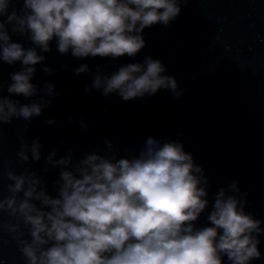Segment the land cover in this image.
Wrapping results in <instances>:
<instances>
[{
    "label": "clouds",
    "instance_id": "9594fccd",
    "mask_svg": "<svg viewBox=\"0 0 264 264\" xmlns=\"http://www.w3.org/2000/svg\"><path fill=\"white\" fill-rule=\"evenodd\" d=\"M0 0V61L21 69L10 74L8 97L0 95V125L13 118L31 121L52 100L22 104L12 95L31 98L40 89L31 81L36 65L45 61L53 40L60 54L75 58L136 56L145 46L143 32L156 24L169 25L187 0ZM11 34L30 41L25 48ZM51 75L47 66L42 69ZM89 71L84 64L79 75ZM159 60L145 57L111 75L98 69L85 91L101 90L128 101L160 89L179 98L182 91L173 76L163 75ZM46 83L43 93L55 96ZM3 84L0 83V92ZM47 123H55L53 120ZM108 153H86L74 160L71 150L56 159L53 150L46 165L60 168L53 182L56 195L34 171L2 173L10 183L0 193V222L19 246L26 264H251L261 259L258 237L262 221L244 210L239 188L232 182L220 188L207 217L211 226L195 222L209 207L208 179L182 143L148 137L138 153L117 158L110 141ZM43 145L22 140L17 159H41ZM128 152L129 150H125Z\"/></svg>",
    "mask_w": 264,
    "mask_h": 264
}]
</instances>
